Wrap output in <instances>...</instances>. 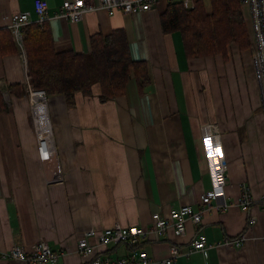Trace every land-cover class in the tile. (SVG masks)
<instances>
[{"label": "crops", "instance_id": "1", "mask_svg": "<svg viewBox=\"0 0 264 264\" xmlns=\"http://www.w3.org/2000/svg\"><path fill=\"white\" fill-rule=\"evenodd\" d=\"M47 1L46 20L57 50L87 53L92 34L124 29L132 57L148 62L151 83L141 91L133 76L124 95L105 102L97 81L91 94L77 93L74 106L61 94L52 96L49 109L63 174L56 181L43 168L27 93L11 94L8 108L0 112V264H35L7 253L13 245L28 250L40 240L60 254L57 263L45 264H91L94 258L77 247L87 230L116 223L149 228L156 211L169 216L184 204L199 207L212 185L205 149L209 139L223 145L225 199L234 203L221 210L224 198H214L200 223L186 222L185 234L170 226L161 235L148 232L138 246L148 252L150 264H159L170 255L172 243L187 247L201 231L207 252L182 254L173 264H264V131L255 116L241 133L233 107L227 110L222 104L230 96L223 78L220 105L216 68L223 56L189 58L180 33L163 32L160 16L168 0L143 12L99 9L77 22L57 15L64 0ZM21 11L38 17L35 0H0V28ZM26 75L23 47L0 56L1 91L13 83L26 84ZM254 155L258 164L251 160ZM243 184L253 195L249 210L237 203ZM251 216L256 218L252 225ZM242 233L243 245L225 243ZM131 250L128 243H110L100 246L99 255L115 261Z\"/></svg>", "mask_w": 264, "mask_h": 264}, {"label": "trees", "instance_id": "2", "mask_svg": "<svg viewBox=\"0 0 264 264\" xmlns=\"http://www.w3.org/2000/svg\"><path fill=\"white\" fill-rule=\"evenodd\" d=\"M248 15L242 0H197L189 8L182 0H168L160 19L164 33H180L189 58L227 57L233 48H251L253 33ZM22 41L33 87L45 89L49 96L63 95L69 106L76 105L77 93L91 94L94 81L101 85L102 102L124 95L133 76L141 91L151 83L148 62L132 57L124 29L107 35L92 34L91 50L87 53L57 50L46 19L24 25ZM17 51L9 26L1 27L0 56ZM26 84H10L8 92L22 97L27 92ZM8 103L0 90V112L8 108Z\"/></svg>", "mask_w": 264, "mask_h": 264}, {"label": "built area", "instance_id": "3", "mask_svg": "<svg viewBox=\"0 0 264 264\" xmlns=\"http://www.w3.org/2000/svg\"><path fill=\"white\" fill-rule=\"evenodd\" d=\"M160 0H64L57 15L64 16L72 22L80 21L83 16L92 11L105 9L110 14L121 10L125 13L143 12L156 7ZM186 7H194L197 0H182ZM246 6L252 26L253 39L251 43V58L255 77L257 79L261 109L264 116V0H242ZM47 0H35V12L37 19L32 17L31 11H21L16 13L9 24L10 31L18 46L23 47L22 27L32 21H43L48 12ZM28 89L30 92V107L33 114L35 133L40 149L43 168L50 181L63 178L61 166L58 159V152L53 131V126L49 110V95L45 89L33 87L30 77L26 75ZM5 98H9L8 88L3 89ZM34 94L41 96V101L34 100ZM6 99V100H7ZM45 104L49 111V122L46 127L47 132H41V125L38 116L36 117L35 104ZM206 155L209 159L210 172L212 175V185L201 195V204L195 207L193 204H184L180 208L171 210L169 216H163L159 211L154 212V222L149 228L143 226H122L116 223L114 226L106 227L102 230L91 228L84 232L78 239V250L93 259L91 264H150L152 259L145 249L139 248L138 242L141 237L148 232L156 235L163 234L168 227H173L177 234L183 235L186 232V222L192 220L200 223L204 213L213 207V199L223 197L224 201L218 204L221 210L227 209L234 201L228 202L226 197V185L228 183V161L225 157L223 145L220 142L206 140ZM244 209L249 210L253 203V195L249 186L243 184L240 198L237 201ZM256 222V218L251 216L250 225ZM95 241H92V240ZM246 239L245 233L237 237L226 238L228 245H243ZM128 243L131 245V255L114 260L103 258L99 255L100 246L108 244ZM208 240L204 232H198L191 245L183 247L181 244L172 243L170 255L161 260L159 264H173L174 260L182 255L200 250L207 252ZM9 257L35 264H45L47 262L57 263L60 254L55 252L46 240H40L32 248L25 249L20 245H13L7 253Z\"/></svg>", "mask_w": 264, "mask_h": 264}, {"label": "rangeland", "instance_id": "4", "mask_svg": "<svg viewBox=\"0 0 264 264\" xmlns=\"http://www.w3.org/2000/svg\"><path fill=\"white\" fill-rule=\"evenodd\" d=\"M223 59H224L223 62H221L216 68L218 70V75L220 79V86H219L220 105L222 103V100L224 99V90L222 89V85H221V81L223 78L225 79V91L226 92L229 91L230 96H226L225 101L222 104L225 105L227 110L233 107L234 117L238 122V126L242 129L241 133L244 134L247 122L254 120L255 116L256 119L260 121L262 129L264 131V118H263V114L261 113L262 109L259 105V91L252 66L251 50L250 49H248L247 51L233 50L230 52V54L227 55V57L223 56ZM28 87L29 86L27 84V92H26L27 103L31 113V117L33 119V114L30 107V92ZM52 96L53 95L49 96L50 104L52 102ZM7 101L9 102V98L7 99ZM231 115H232V111H231ZM50 117H51V112H50ZM33 123H34V119H33ZM34 131H35V124H34ZM251 158H252L251 160L255 161L254 163L258 164L259 160L256 155H254L253 157L251 156Z\"/></svg>", "mask_w": 264, "mask_h": 264}, {"label": "bare ground", "instance_id": "5", "mask_svg": "<svg viewBox=\"0 0 264 264\" xmlns=\"http://www.w3.org/2000/svg\"><path fill=\"white\" fill-rule=\"evenodd\" d=\"M34 100L37 102L41 101V96L39 94H34ZM34 109L36 110V117L38 116L39 122L41 125V132L44 134L47 132L46 127L48 126L49 122V113H48V108L45 104L42 103H37L35 104Z\"/></svg>", "mask_w": 264, "mask_h": 264}]
</instances>
